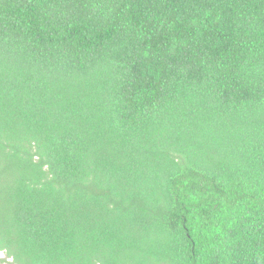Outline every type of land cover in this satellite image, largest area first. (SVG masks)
<instances>
[{"label": "trees", "instance_id": "obj_1", "mask_svg": "<svg viewBox=\"0 0 264 264\" xmlns=\"http://www.w3.org/2000/svg\"><path fill=\"white\" fill-rule=\"evenodd\" d=\"M0 252L264 264V0H0Z\"/></svg>", "mask_w": 264, "mask_h": 264}, {"label": "rangeland", "instance_id": "obj_2", "mask_svg": "<svg viewBox=\"0 0 264 264\" xmlns=\"http://www.w3.org/2000/svg\"><path fill=\"white\" fill-rule=\"evenodd\" d=\"M0 259L5 260V262H0V264H6V262L11 261L10 258H6V255L4 254V252H0Z\"/></svg>", "mask_w": 264, "mask_h": 264}]
</instances>
